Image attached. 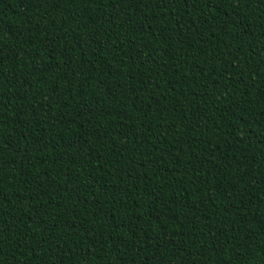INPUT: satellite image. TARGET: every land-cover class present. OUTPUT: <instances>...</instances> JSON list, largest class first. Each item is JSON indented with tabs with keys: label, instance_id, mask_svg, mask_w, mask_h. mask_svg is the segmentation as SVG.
<instances>
[{
	"label": "trees",
	"instance_id": "1",
	"mask_svg": "<svg viewBox=\"0 0 264 264\" xmlns=\"http://www.w3.org/2000/svg\"><path fill=\"white\" fill-rule=\"evenodd\" d=\"M0 264H264V0H0Z\"/></svg>",
	"mask_w": 264,
	"mask_h": 264
}]
</instances>
